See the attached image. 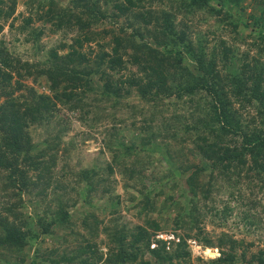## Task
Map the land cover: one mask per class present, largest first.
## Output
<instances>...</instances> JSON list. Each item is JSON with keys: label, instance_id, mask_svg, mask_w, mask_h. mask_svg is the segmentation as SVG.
Returning a JSON list of instances; mask_svg holds the SVG:
<instances>
[{"label": "trees", "instance_id": "obj_1", "mask_svg": "<svg viewBox=\"0 0 264 264\" xmlns=\"http://www.w3.org/2000/svg\"><path fill=\"white\" fill-rule=\"evenodd\" d=\"M242 2L68 0L57 8L56 0L25 1L28 13L16 27L23 34L24 43L31 42L32 47L38 48L34 45L44 29L65 33L70 30L73 34L47 50L41 64L21 61L0 38L3 264H24L32 246V264L187 263L191 254L187 240L202 247H217L219 255L209 264H232L236 257L243 260L245 250L237 253L236 241L230 235L224 232L213 240L209 236L213 234L199 226L204 215L197 206L199 199H194L197 194L208 197L213 186L220 189L223 182L228 197L239 198L238 202L244 196L240 186L243 182L247 185L256 180L257 184H250L264 188V62L241 49L245 44L247 49L256 48L259 56H264V0ZM14 3L15 0H0V32L8 19V26H13ZM248 8L251 12H246ZM103 22L111 27L102 29L100 36L92 26ZM106 35L108 40L102 42L101 37ZM28 77L34 83L42 77L51 95L35 93L23 83ZM165 97H173L175 107L182 112L170 117L172 126L155 133L150 122L161 117L157 111L154 115L155 106ZM56 101L71 104L80 120H89V127L106 118L123 127L125 123L127 128L136 130L131 138L158 148L171 169H165L168 174L187 172L184 183L191 193L186 199L189 206L169 217L172 229L182 230L177 235L173 232L177 241L170 240L166 246L165 239L154 233L159 229L155 220H146L147 226L153 228L148 232L141 225L119 221L109 210L91 209L93 197L107 193L103 171L110 174L114 169L120 173L123 189L129 199L135 200L139 211L148 213L179 206L177 201L172 202V193L166 192L161 204L156 205L155 198L163 192L165 181L160 179L162 170H155L150 160L127 163L126 158L134 154H121L112 146L111 140L120 137L115 128L103 141L111 162L72 171L71 180L63 170L66 165L56 159L58 138L56 144L46 139L31 142L28 129L50 127ZM138 114L143 116L135 121ZM186 152L198 160L189 162L184 158ZM199 174H206L207 179L202 182ZM217 182L222 183L216 186ZM24 194L27 198L23 200ZM28 207L31 213L27 212ZM181 207L184 209L182 204ZM230 212L229 205L223 202L219 209L210 207L208 214L221 221ZM248 217L240 215L243 221ZM104 218L121 224H110L111 233L105 227L106 251L92 253L96 244L78 233L76 222L91 230ZM61 226L64 233L47 244L44 239L53 238ZM192 230L195 231L191 234ZM89 236H93V230ZM76 242L83 244L82 255L77 257L66 253ZM145 252L153 261L143 259ZM254 258L257 264H264L262 250Z\"/></svg>", "mask_w": 264, "mask_h": 264}, {"label": "rangeland", "instance_id": "obj_2", "mask_svg": "<svg viewBox=\"0 0 264 264\" xmlns=\"http://www.w3.org/2000/svg\"><path fill=\"white\" fill-rule=\"evenodd\" d=\"M26 0H15V9L12 14L13 26H8L10 19L5 21L2 26V30L0 32V38L4 41L5 47L11 52L13 55L18 57L21 61L28 60L34 61L36 63L41 64L45 57V52L52 48L53 46L58 45L60 41H63L64 38L68 39L73 34L70 30H66V33L63 31L51 32L48 29H44L43 35L39 38V41L36 45L38 48L32 47L31 42H26L22 40V35L18 33L16 30L17 25L20 23L21 18L27 15V9L25 7ZM248 0H243L242 4H245ZM68 3V0H56V7H63ZM246 12H251V9H246ZM122 21V19L120 18ZM117 22V21H116ZM34 26H38L37 22L33 23ZM111 24H106L103 22L101 25L98 23L93 25L92 28L95 30L94 32L101 33L102 29H109ZM109 36L101 37L102 42L107 41ZM148 41V40H147ZM90 45L95 46V44L90 43ZM83 48H86L84 45ZM248 48V47H247ZM245 44L241 47V49H246L249 51V55L255 57L258 56L260 62H264V56L257 53L256 48L247 49ZM231 67H234L232 65ZM23 83L29 85L33 88L34 92L37 94H46L51 95V92L48 91L45 80L41 77L39 83H34L30 77L23 79ZM24 92V90H22ZM175 101L173 97H165L164 99L158 101L155 106V114L156 111L161 115L160 118H154L151 120V130L155 133H161L167 126H172L174 123L170 117H173L174 114H179L180 109L176 108ZM101 112V111H100ZM102 113V112H101ZM147 113V112H146ZM145 113V114H146ZM54 118L52 120V124L50 127L46 128V126H38V127H30L28 129L29 136L31 137V142L34 144L39 143L42 140H47V142L51 144H56L54 141L58 138V151H57V161L60 165L63 164L64 171L69 176L67 179L71 180L70 174L72 171H79L80 168H87L98 166L99 164L111 162V156L107 153L104 148L103 141L108 139L109 132L115 128V132L117 131L120 134V137H115L112 141V146L120 150L121 154L130 153L134 154V156L126 158L127 163L137 162L141 163V160H150L152 166H156L155 170H162V178L164 181V185H162V193L158 195L156 200V205H160L162 200L165 197V192L167 194L172 193V202L173 200L179 203V206H165L161 207V210H155L148 213L139 211V206L135 205V200L129 199V196L126 195V191L123 189V180L120 176V173L114 169L113 173L106 174L103 171L102 176L104 178V185L107 184V193L98 197H93L94 199L91 201V209L97 211H111L118 218L119 221L132 222L143 227H146L148 232H152L153 228H150L146 224L147 219L155 220L158 223L159 229L154 230L158 237H162L165 239L166 246L167 243L171 241H177L178 237L174 235L173 232L182 233L181 229L173 230V226L170 224V216L176 211H186L189 206L186 204V199H189L191 193L185 187L184 179L186 173H176V175L168 174L169 166L165 162L164 158L159 154L158 148L151 143V145L141 144L139 140H134L130 136L132 134H136V130H132L127 128L124 123V127L121 124L112 123L111 120L101 119L98 124H95L92 127L88 126L89 120L86 122L79 119V115L77 110L71 108V104H62L61 102L56 101V107L53 111ZM103 114V113H102ZM101 114V115H102ZM173 115V116H172ZM143 115H136L135 121L141 119ZM162 119L167 120L168 123H164ZM171 121V122H170ZM118 128V129H117ZM107 129V130H106ZM112 129V130H111ZM106 130V131H105ZM113 132V131H112ZM57 136V137H55ZM174 149L177 148V145L174 144ZM156 158L154 161L153 159ZM181 158V156H179ZM184 158L189 162H193V159L197 161V157L192 156L186 152ZM69 166V167H68ZM71 167V168H70ZM168 167V168H167ZM165 175V176H164ZM198 178L204 182L206 178V174H199ZM256 183V180H251ZM245 184L242 183L241 192L244 195L242 199L238 202V199H230L228 197V189L226 188V182H223L222 187L216 188L213 186V191L209 194V196L205 198L199 197L200 194L196 195L194 199H199L197 202V206L201 208L204 219L199 223V226L203 227L205 232L212 233L211 238L214 240L215 237L219 236L221 233L226 232L230 237L236 241L235 249L237 253L241 250H245V256L243 260L236 257L232 264H257L254 260V256L257 255L259 251L262 250L264 252V188L258 189V187L250 182ZM220 182H217L216 186H220ZM219 184V185H218ZM257 184V183H256ZM104 187V186H103ZM27 198V195H23V200ZM253 201V202H251ZM226 202L230 207V216L225 219L219 221L218 219L210 217L209 210L210 207L215 206L216 208H220L221 204ZM174 203V202H173ZM244 203L246 206L242 205ZM184 207L180 208V205ZM186 204V205H185ZM180 208V209H179ZM27 212L31 213V207L27 208ZM69 213L75 215V211L69 209ZM241 214H248L249 217L246 221H243L240 218ZM213 220L215 222H213ZM224 221V222H223ZM223 222L222 226L218 223ZM116 225L119 222H112ZM112 223L107 221L105 218L102 223L93 226V236H89L91 230H89L86 226H80L78 221L76 222V229L78 233L83 236L89 238V242H94L96 245L91 249L92 253L97 251L105 252V242L107 241V237L104 232L107 233L108 229L105 227H109V233L112 232L110 229ZM216 223V224H214ZM111 224V225H110ZM121 224V223H120ZM119 224V225H120ZM88 225V223H86ZM195 230H192L190 233H194ZM64 233V229L58 227L55 231V236L53 238H45L44 241L50 244L55 239L60 237ZM177 235V234H176ZM205 235V234H203ZM206 236V235H205ZM189 249H190V259L187 263H176L175 264H209L208 261L216 258L219 255L216 246H207L202 247L194 241H189ZM44 245V244H43ZM82 243H74L71 250L66 253H72L74 256L82 255ZM244 247V248H243ZM32 249L29 250L27 257L24 260V264H32L30 262V257L32 256ZM28 252V250H27ZM254 259H253V258ZM80 258V257H79ZM143 259L153 261L152 257L148 253L143 254ZM0 264L3 262L0 261ZM40 264V262L38 263ZM44 264V263H43Z\"/></svg>", "mask_w": 264, "mask_h": 264}]
</instances>
